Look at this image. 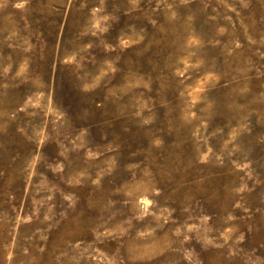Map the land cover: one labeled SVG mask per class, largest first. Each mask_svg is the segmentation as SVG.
<instances>
[{
	"label": "rangeland",
	"instance_id": "rangeland-1",
	"mask_svg": "<svg viewBox=\"0 0 264 264\" xmlns=\"http://www.w3.org/2000/svg\"><path fill=\"white\" fill-rule=\"evenodd\" d=\"M0 264H264V0H0Z\"/></svg>",
	"mask_w": 264,
	"mask_h": 264
}]
</instances>
